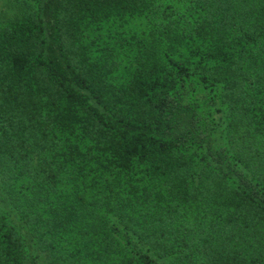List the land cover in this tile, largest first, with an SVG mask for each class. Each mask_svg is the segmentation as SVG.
Listing matches in <instances>:
<instances>
[{"label": "trees", "instance_id": "16d2710c", "mask_svg": "<svg viewBox=\"0 0 264 264\" xmlns=\"http://www.w3.org/2000/svg\"><path fill=\"white\" fill-rule=\"evenodd\" d=\"M6 2L0 264H264V0Z\"/></svg>", "mask_w": 264, "mask_h": 264}, {"label": "rangeland", "instance_id": "374dc122", "mask_svg": "<svg viewBox=\"0 0 264 264\" xmlns=\"http://www.w3.org/2000/svg\"><path fill=\"white\" fill-rule=\"evenodd\" d=\"M7 0H0V12L5 13L8 10V2ZM10 5V4H9Z\"/></svg>", "mask_w": 264, "mask_h": 264}]
</instances>
